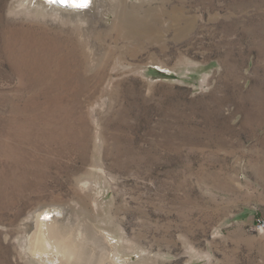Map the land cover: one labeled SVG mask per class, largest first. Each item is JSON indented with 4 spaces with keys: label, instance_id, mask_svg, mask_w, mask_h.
<instances>
[{
    "label": "rangeland",
    "instance_id": "374dc122",
    "mask_svg": "<svg viewBox=\"0 0 264 264\" xmlns=\"http://www.w3.org/2000/svg\"><path fill=\"white\" fill-rule=\"evenodd\" d=\"M101 4L0 0V264H264V0Z\"/></svg>",
    "mask_w": 264,
    "mask_h": 264
},
{
    "label": "bare ground",
    "instance_id": "6f19581e",
    "mask_svg": "<svg viewBox=\"0 0 264 264\" xmlns=\"http://www.w3.org/2000/svg\"><path fill=\"white\" fill-rule=\"evenodd\" d=\"M52 3L54 9L62 14L70 12L83 13L89 16L88 22L93 21L94 24L100 21V10L103 8L101 4L102 0H88L86 7H77V4L83 2V0H75L76 4L64 6L59 2L62 0H46ZM63 3V2H62ZM89 4V5H88ZM101 8V9H100ZM68 15V14H67ZM32 212V211H30ZM32 222L26 224L28 230V247L25 249L36 260L45 264H77L78 259L81 260L80 248L82 247L81 240L84 237L80 231L75 233L74 240L66 239L61 236L62 228L66 217L63 213L50 214L45 207L41 206L36 208L34 214L31 216ZM73 241V242H72ZM24 245V244H23ZM87 255V249L84 248ZM24 250V249H23ZM77 252H74V251ZM25 252V251H24ZM74 252L73 256L71 253ZM106 252L111 255V258L115 259L116 256L110 254L108 250ZM110 264H115L114 262Z\"/></svg>",
    "mask_w": 264,
    "mask_h": 264
},
{
    "label": "water",
    "instance_id": "95a60500",
    "mask_svg": "<svg viewBox=\"0 0 264 264\" xmlns=\"http://www.w3.org/2000/svg\"><path fill=\"white\" fill-rule=\"evenodd\" d=\"M55 1L58 2L57 0H55ZM62 2H59V3L62 4V5H64V6L72 5L73 3L76 4V1L75 0H62Z\"/></svg>",
    "mask_w": 264,
    "mask_h": 264
},
{
    "label": "built area",
    "instance_id": "2783aa9c",
    "mask_svg": "<svg viewBox=\"0 0 264 264\" xmlns=\"http://www.w3.org/2000/svg\"><path fill=\"white\" fill-rule=\"evenodd\" d=\"M257 227H258L259 229H263V228H264V220H259V221L257 222Z\"/></svg>",
    "mask_w": 264,
    "mask_h": 264
},
{
    "label": "snow or ice",
    "instance_id": "6c2138e0",
    "mask_svg": "<svg viewBox=\"0 0 264 264\" xmlns=\"http://www.w3.org/2000/svg\"><path fill=\"white\" fill-rule=\"evenodd\" d=\"M87 3H88V0H83L82 3L77 4L76 6H77V7H86V6H87Z\"/></svg>",
    "mask_w": 264,
    "mask_h": 264
}]
</instances>
